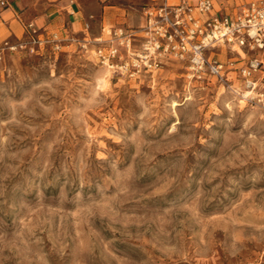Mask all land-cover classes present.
Segmentation results:
<instances>
[{"label": "rangeland", "instance_id": "1", "mask_svg": "<svg viewBox=\"0 0 264 264\" xmlns=\"http://www.w3.org/2000/svg\"><path fill=\"white\" fill-rule=\"evenodd\" d=\"M0 264H264V108L79 40L4 51Z\"/></svg>", "mask_w": 264, "mask_h": 264}, {"label": "built area", "instance_id": "2", "mask_svg": "<svg viewBox=\"0 0 264 264\" xmlns=\"http://www.w3.org/2000/svg\"><path fill=\"white\" fill-rule=\"evenodd\" d=\"M9 5L0 0V8ZM143 17L138 26L106 27L99 37L84 36L79 47L101 67L129 79H154L168 62H179L188 79L213 82L238 104L264 108V0L231 14L216 10L215 0H151ZM26 29L25 39L3 43L0 59L4 51L35 52L54 42L42 38L34 24Z\"/></svg>", "mask_w": 264, "mask_h": 264}, {"label": "crops", "instance_id": "3", "mask_svg": "<svg viewBox=\"0 0 264 264\" xmlns=\"http://www.w3.org/2000/svg\"><path fill=\"white\" fill-rule=\"evenodd\" d=\"M0 8V47L26 38L27 24H34L42 38L80 40L96 38L106 27H133L143 23V12L151 0H9ZM257 0H215L222 13H235Z\"/></svg>", "mask_w": 264, "mask_h": 264}, {"label": "bare ground", "instance_id": "4", "mask_svg": "<svg viewBox=\"0 0 264 264\" xmlns=\"http://www.w3.org/2000/svg\"><path fill=\"white\" fill-rule=\"evenodd\" d=\"M101 77V76H100ZM101 80V79H100ZM108 83V82H107ZM102 85V84H101ZM107 85V84H106Z\"/></svg>", "mask_w": 264, "mask_h": 264}]
</instances>
